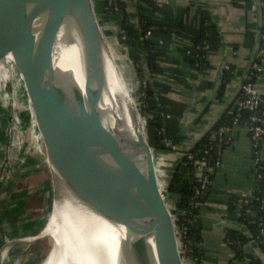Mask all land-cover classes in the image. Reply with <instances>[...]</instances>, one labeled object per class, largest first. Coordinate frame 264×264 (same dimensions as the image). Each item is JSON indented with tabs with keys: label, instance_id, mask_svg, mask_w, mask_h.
I'll return each instance as SVG.
<instances>
[{
	"label": "water",
	"instance_id": "water-1",
	"mask_svg": "<svg viewBox=\"0 0 264 264\" xmlns=\"http://www.w3.org/2000/svg\"><path fill=\"white\" fill-rule=\"evenodd\" d=\"M253 1L257 14L255 44L246 67L236 77L231 74L227 60L219 62L221 75L198 109L199 127L185 147L172 144L164 135V148L175 146L173 152L178 159L174 171L166 173L167 180L186 154L217 126L242 92L257 59L264 32L262 0ZM106 13L101 0H0V65L10 68L0 73V82L9 78L17 90L50 177L52 207L60 189H64L96 214L126 226L132 236L131 246L126 251L132 264H151V238L157 264H188L181 234L165 194L166 185L157 174L153 148L143 123L142 133L134 137L106 125L103 120L105 113L100 103L107 81L103 57L107 47L116 55L114 64L119 73L114 72L120 88L128 78L120 40ZM41 16L44 26L37 37L32 27ZM63 23L73 27L80 38L84 59L83 93L72 79L53 66V47ZM141 52L143 69L151 85L153 80L143 49ZM223 74H226V82H233V88L223 94L226 99L213 112V103L224 82ZM63 76L70 80L71 88L66 86ZM129 97L135 115L141 120L131 91ZM154 97L157 98L156 93ZM198 100L199 95L195 94L191 102L195 105ZM3 224L0 214V226L5 230ZM233 224L235 231L246 238L264 264V254L247 227L238 222ZM42 239H6L0 246V264L9 247L32 246ZM115 264H121L118 258Z\"/></svg>",
	"mask_w": 264,
	"mask_h": 264
},
{
	"label": "crops",
	"instance_id": "crops-1",
	"mask_svg": "<svg viewBox=\"0 0 264 264\" xmlns=\"http://www.w3.org/2000/svg\"><path fill=\"white\" fill-rule=\"evenodd\" d=\"M123 1L126 2L129 24L138 26L140 21H144L152 30L150 39L156 49L153 79L160 86L159 90L156 89L154 104L157 113L160 107L163 108L160 113L162 137L165 135L172 144L185 147L199 127L198 109L206 102L208 91L215 87L221 75L218 71L219 62L227 60L231 74L236 77L246 67L255 44V3L253 0H121ZM262 10L264 12L263 1ZM205 26L210 45L203 60L206 65L203 66L200 65L202 59L193 51V43ZM262 65L264 67V59ZM207 85L211 88H207ZM220 87V91L226 94L228 90H232L233 82L224 81ZM258 90L264 99V78L260 81ZM195 94L199 95V100L194 105L191 101ZM225 99L223 96L214 101L213 112L218 110ZM159 152L164 154L166 172L174 171L178 164L174 152L170 149ZM157 174L162 178L160 171L157 170ZM213 177L214 186L202 198L198 211L203 230L202 264H247L249 261L237 259L234 250L225 244L226 231L235 230L233 223H237L239 213L237 204L250 195L255 187L251 144L246 132H235L232 144L223 154L222 166L213 172ZM16 188L19 192L11 194V201L27 202L24 187L19 184ZM44 189L42 193L46 194ZM3 198L0 195V206L4 203ZM233 204L234 210L231 211ZM0 214L5 229L0 226L1 246L3 236L15 228L3 212L0 211ZM246 252L250 261L259 260L250 247Z\"/></svg>",
	"mask_w": 264,
	"mask_h": 264
},
{
	"label": "bare ground",
	"instance_id": "bare-ground-1",
	"mask_svg": "<svg viewBox=\"0 0 264 264\" xmlns=\"http://www.w3.org/2000/svg\"><path fill=\"white\" fill-rule=\"evenodd\" d=\"M43 26L44 18L41 16L32 27L37 37L40 36ZM103 57L107 80L100 103V108L105 113L103 120L106 125L121 132L134 137L140 135L142 122L134 113L128 88L124 83L123 88L119 87L121 85L114 72L116 66L108 50L103 52ZM83 62L79 35L73 27L63 23L53 47V66L60 74L72 79L82 93ZM67 77L63 76V80L66 86L71 88ZM65 191L60 189L61 194L57 196L42 227L43 231L38 236L54 238L53 247L39 264H95L97 258L103 260L105 264H114L117 258L121 264H132L126 253L132 242L127 227L109 217L104 218L96 214L78 202L69 192L66 195ZM33 240L30 238L27 241ZM149 245L152 250L151 264H157L152 238L149 239ZM99 251L103 258L98 257Z\"/></svg>",
	"mask_w": 264,
	"mask_h": 264
},
{
	"label": "rangeland",
	"instance_id": "rangeland-1",
	"mask_svg": "<svg viewBox=\"0 0 264 264\" xmlns=\"http://www.w3.org/2000/svg\"><path fill=\"white\" fill-rule=\"evenodd\" d=\"M120 32H118V38L121 43V49L123 50V60L127 62L128 78L126 82L129 81L127 82L129 86H127V83L124 84L128 88V93L130 94L131 91L132 96L135 97L134 94H136V91L134 87L133 61L131 58L133 51L132 48L128 47L125 43V40L122 39L124 36ZM136 45V51L139 54L138 59L140 58L142 63L140 53L141 47L138 44ZM107 50L110 53V58L114 61L116 58L115 53L112 51L110 52L108 47ZM7 70H10V68L7 66L2 68V65H0V73ZM116 71L119 73L117 68ZM149 72L153 78L155 74L151 70H149ZM146 77L145 73L144 80H146ZM2 91L7 92L8 97L1 95ZM12 94H14L13 97ZM16 102L21 101L11 79L7 78L1 81L0 158L2 159L0 160V168L6 163V165H10V169L6 173L0 170V195H3L4 197V203L0 206V211L6 215L11 226L15 228V230H10V232L3 236V242L6 239L11 238L29 239L33 237L32 240L38 238H35V236H37L43 229L42 227H44L52 208L51 184H49L50 177L47 168L44 164L43 157L39 153L37 145L34 140L32 141L31 126L25 110L21 103L18 104ZM139 106L140 103L138 104L136 100V109L140 115L141 122L143 123L144 131L147 133V119L145 115L140 113ZM28 160L29 162L27 163ZM165 173H167L166 170ZM163 182L165 183V180ZM19 184L22 185L27 192V202L25 200L20 203L11 201V194L13 195L14 191L15 193L19 192L18 188H16V186L19 187ZM48 188L50 189V193ZM43 189L46 191V194L42 193ZM67 192L68 191L66 190V195ZM168 200L169 202H172L173 198L168 197ZM16 228H19V230H16ZM53 244L54 238L52 236H43L42 240H39L32 246H24L22 244L13 245L7 249L3 264H39L51 250ZM98 257L103 258L100 251ZM95 264L105 263L103 260L97 258Z\"/></svg>",
	"mask_w": 264,
	"mask_h": 264
},
{
	"label": "built area",
	"instance_id": "built-area-1",
	"mask_svg": "<svg viewBox=\"0 0 264 264\" xmlns=\"http://www.w3.org/2000/svg\"><path fill=\"white\" fill-rule=\"evenodd\" d=\"M104 7L109 12L119 11L121 0H101ZM264 13V12H263ZM139 29V30H138ZM137 29V39L139 42L149 40L152 36L151 29L142 30L141 27ZM121 34L126 38V31L121 30ZM140 34V37H139ZM207 35V34H206ZM209 41L202 40L200 43L194 45V53L204 60V56L209 49ZM264 59V32L262 36V44L259 50L257 59L252 66L251 72L247 81L242 89L240 96L234 103V116L229 122L224 123L214 128L208 134V141L199 150L192 151L185 156L187 164L191 166V175L193 176V194L191 197L192 210L183 211L182 214L191 215L194 210L199 209L200 202L206 192L210 191L214 186V179L211 177L210 172L212 169H219L222 166V158L226 148L232 144L234 134L236 131L243 130L247 133L251 143V163L256 178L254 190L246 198L242 200L244 206L248 209L246 214L250 213V205L253 202L258 204L260 213H264V99L261 97L258 85L264 78V67L262 60ZM153 79V78H152ZM144 80V79H143ZM141 82L142 92L137 95L136 100L138 104L145 95V90L148 86V79ZM14 89V88H13ZM1 95L7 96V92L2 91ZM14 94H12V97ZM8 97V96H7ZM19 101V100H18ZM20 104L21 102H16ZM243 110L248 112V119L241 121V113ZM35 139L32 135V141ZM36 144V142H35ZM175 146H171L170 150L175 151ZM13 154V151H12ZM153 162L155 168L162 173V180H166L164 154L159 151H152ZM10 169V165L4 164L0 170L5 173ZM162 181V182H163ZM263 215L258 217V221H263ZM245 226V225H244ZM258 236L254 240L260 246L263 243L264 227L260 223ZM179 229V228H178ZM188 228L179 229L183 241L184 250L187 257L188 264H202V258L199 254L203 251V242L197 245L191 244V238L188 236ZM226 246L234 247L235 252L242 255L244 259L250 261L247 257L246 249L249 247L248 241L237 240L232 241L225 236Z\"/></svg>",
	"mask_w": 264,
	"mask_h": 264
},
{
	"label": "trees",
	"instance_id": "trees-1",
	"mask_svg": "<svg viewBox=\"0 0 264 264\" xmlns=\"http://www.w3.org/2000/svg\"><path fill=\"white\" fill-rule=\"evenodd\" d=\"M148 2V0H145ZM264 3V0H262ZM107 19L111 23V25L114 28V32L118 35V32H120L122 29L126 31V38L125 43L128 45V47L132 48V67H133V77H134V87L136 91V95L140 94L142 92L141 82L145 78L144 69L142 67V63L140 61V58L138 59V52L136 51L138 44L141 49L144 51L145 60L148 65L149 70H151L153 73L156 71V49L154 48V43L152 42V39L142 41V44L138 41L137 37V29L138 26L134 24H129L127 20L128 14L126 13V2H121L119 11L117 12H109L106 13ZM142 30L145 29H151L149 24L144 21H140L139 23ZM207 26L203 27V31H201L200 35L195 39L194 45L200 43L202 40H208L209 36L206 35ZM121 33V32H120ZM136 46V47H135ZM200 65L205 66V61H200ZM225 82L227 81V77H225ZM225 84V83H224ZM152 85V86H151ZM148 84L145 92L144 97L141 99L139 110L140 113L146 116L147 119V134L149 142L155 151H161L165 150L164 145L162 143L163 141V134L160 130V113L163 111V108H159V112L155 111L156 107L154 104V95L156 93V89L158 88V84L156 81H152V84ZM160 87V86H159ZM207 88H211L209 85L206 86ZM162 90V89H161ZM223 90V89H222ZM223 97L222 91L219 92L217 96V100H220ZM162 105V104H161ZM234 104L230 107V109L227 111V113L223 116V118L220 120V122L217 124L216 127L227 123L230 121V119L234 116ZM154 112V113H153ZM248 119V112L246 110H243L241 113L240 120L245 121ZM215 127V128H216ZM208 141V135L196 146V148L193 151L199 150L203 145H205ZM251 144V143H250ZM231 145V144H230ZM229 145V146H230ZM228 146V147H229ZM227 147V148H228ZM264 147V146H263ZM226 148V149H227ZM252 154V151H251ZM252 156V155H251ZM218 169H212L210 172V175L213 177V172L217 171ZM191 166L187 164V161L184 159L181 163V165L177 168V170L170 176V178L165 180V194L167 197L173 198V201L170 202L172 212L175 216L177 226L179 229L182 228H188V236L191 238V244L197 245L199 242L202 241V222L199 218L198 210H194L191 215L185 213L182 214L183 211L192 210L191 206V197L193 194V176L191 175ZM254 182L256 184V178L254 174ZM209 192V191H208ZM206 192V194L208 193ZM205 194V195H206ZM204 195V196H205ZM243 200V199H242ZM242 200L237 204L239 207L238 211V217L237 222L245 225L249 232L254 236H258L259 232V226L260 223L264 227V219L262 222L258 221V217L263 215L264 213H260L258 210V204L256 202H253L250 205V213L246 214L247 207L243 205ZM234 210V204L231 207V211ZM226 237L229 238L232 241L237 240H243L246 241V238L240 234L239 232L235 230H227L226 231ZM264 242V237H263ZM232 250L235 249L234 247L230 246ZM261 251L264 254V244L262 243L260 245ZM235 256L237 259H242L243 256L235 252ZM202 258V253L199 254V258ZM247 264H261L259 260H251Z\"/></svg>",
	"mask_w": 264,
	"mask_h": 264
}]
</instances>
